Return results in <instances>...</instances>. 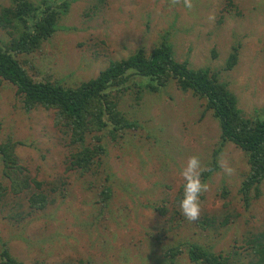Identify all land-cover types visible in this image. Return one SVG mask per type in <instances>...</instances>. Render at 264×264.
I'll return each instance as SVG.
<instances>
[{
	"label": "rangeland",
	"instance_id": "1",
	"mask_svg": "<svg viewBox=\"0 0 264 264\" xmlns=\"http://www.w3.org/2000/svg\"><path fill=\"white\" fill-rule=\"evenodd\" d=\"M192 4L189 10L182 0L171 7L169 0H74L56 33L17 59L37 81L77 87L111 61L139 50L148 55L164 39L176 61L208 68L227 84L244 116L253 117L264 109V0ZM13 5L0 0V10ZM8 32L13 30L0 27V45L9 44ZM234 48L237 63L225 70ZM142 94L137 101L126 93L122 103L139 128L108 143L101 158L114 174L105 201L99 190L107 175L69 167L71 135L54 112L27 111L13 85H0V143H16L19 165L43 183L49 197L42 211L27 208L26 193L6 197L0 240L12 257L23 264H165L167 247L181 244L185 250L194 243L216 256L230 255L234 264L254 261L244 241L264 232V181L245 206L239 190L249 170L246 157L232 143L220 144L218 122L205 101L174 81L160 93ZM215 151L218 170L206 175ZM192 155L200 158L201 180L209 186L195 222L179 209L180 171ZM223 160L234 169L231 175L220 167ZM0 181L7 184L1 158ZM184 250L173 264H192Z\"/></svg>",
	"mask_w": 264,
	"mask_h": 264
},
{
	"label": "trees",
	"instance_id": "2",
	"mask_svg": "<svg viewBox=\"0 0 264 264\" xmlns=\"http://www.w3.org/2000/svg\"><path fill=\"white\" fill-rule=\"evenodd\" d=\"M12 1V7L0 10V27L13 30L8 32L12 35L9 44L0 45V85L3 82L13 85L27 111L35 107L52 110L55 121L63 122L71 135L69 167L82 174L107 175L108 178L101 180L99 190L103 200L108 201L111 197L110 186L114 178L101 161L107 145L121 138L124 132L139 128L138 122L130 119L123 108L124 94L133 93L138 101L144 92L164 91L171 81L182 91H190L205 101V108L218 122L221 145L230 142L243 151L249 170L239 193L245 206L249 204L251 190L258 194L259 184L264 181V109L256 111L251 118L245 117L226 83L211 74L208 68L192 69L187 61H176L170 44L164 39L148 55L139 50L126 59L111 61L95 78L77 87L37 81L20 64L17 56L33 53L48 41L74 0H41L36 5L29 0ZM237 56L234 48L226 59L225 70L236 65ZM14 144L0 143L3 178L7 180V184L0 181V209L6 205V197L26 193L27 208L42 211L49 203L47 190L19 165ZM217 154L215 151L206 175L218 170ZM200 224L203 226L204 221ZM244 245L255 257L250 264H264V232L253 234ZM181 247L177 244L165 249V264L175 262L184 250ZM184 251L192 264H234L230 255L216 256L198 244L188 243ZM0 264H23L11 256L6 243L1 240ZM78 264L91 263L79 261Z\"/></svg>",
	"mask_w": 264,
	"mask_h": 264
},
{
	"label": "clouds",
	"instance_id": "3",
	"mask_svg": "<svg viewBox=\"0 0 264 264\" xmlns=\"http://www.w3.org/2000/svg\"><path fill=\"white\" fill-rule=\"evenodd\" d=\"M181 3V0H169V6H176ZM183 6L187 9H192V0H182ZM210 20L214 17L210 16ZM220 167L225 174L231 175L234 169L229 166L227 160L220 162ZM205 169L201 165V160L198 156L192 155L187 159L186 165L180 171L183 183V196L179 201V209L181 214L190 222H195L201 215L200 197L209 190L207 183L202 182L201 175Z\"/></svg>",
	"mask_w": 264,
	"mask_h": 264
}]
</instances>
